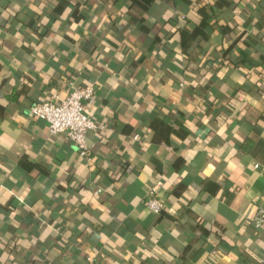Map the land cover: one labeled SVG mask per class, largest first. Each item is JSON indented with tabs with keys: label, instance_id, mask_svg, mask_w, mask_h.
<instances>
[{
	"label": "crops",
	"instance_id": "crops-1",
	"mask_svg": "<svg viewBox=\"0 0 264 264\" xmlns=\"http://www.w3.org/2000/svg\"><path fill=\"white\" fill-rule=\"evenodd\" d=\"M88 86L91 160L29 114ZM261 206L264 0H0V264H258Z\"/></svg>",
	"mask_w": 264,
	"mask_h": 264
},
{
	"label": "built area",
	"instance_id": "built-area-1",
	"mask_svg": "<svg viewBox=\"0 0 264 264\" xmlns=\"http://www.w3.org/2000/svg\"><path fill=\"white\" fill-rule=\"evenodd\" d=\"M95 87H75L65 97L54 94L52 99L35 103L29 114L48 122L52 134H66L77 145L80 155L91 160L88 133L103 128L92 116L90 106L94 103ZM135 137H138L136 135ZM160 184L151 186L145 195L144 204L153 214H162L165 202L159 194ZM254 223L264 225V206L259 207ZM258 264H264V256Z\"/></svg>",
	"mask_w": 264,
	"mask_h": 264
},
{
	"label": "trees",
	"instance_id": "trees-1",
	"mask_svg": "<svg viewBox=\"0 0 264 264\" xmlns=\"http://www.w3.org/2000/svg\"><path fill=\"white\" fill-rule=\"evenodd\" d=\"M72 90H73V88L71 89V91H72ZM38 102H42V101H38ZM38 102H35V103H38ZM35 103H34V104H35Z\"/></svg>",
	"mask_w": 264,
	"mask_h": 264
}]
</instances>
